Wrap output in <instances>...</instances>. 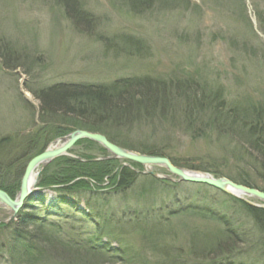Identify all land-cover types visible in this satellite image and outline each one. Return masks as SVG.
Masks as SVG:
<instances>
[{"label":"rangeland","instance_id":"374dc122","mask_svg":"<svg viewBox=\"0 0 264 264\" xmlns=\"http://www.w3.org/2000/svg\"><path fill=\"white\" fill-rule=\"evenodd\" d=\"M135 77L163 81L166 104L157 99L150 118L100 123L96 134L142 155L151 154L141 148L150 149L174 167L252 188L238 182L246 177L263 192L255 173H261L257 164L264 167V150L253 123L264 125V0H0V159L9 161L0 180L9 185L33 157L71 133L39 123L41 103L32 92ZM185 94L200 104L191 106ZM59 158L58 165L56 158L38 168L34 188L42 173L48 183L74 173L76 188L91 192L33 191L19 213L34 223L18 233L0 206V223H9L0 231V264H106L100 255L56 247L48 238L120 252L129 247L134 264H215L203 255H213L228 228L254 243L230 254L231 264H264V239L243 206L262 209L260 200L241 196L246 203L179 182L161 166L116 159L94 142H77ZM120 167L135 175L116 189ZM186 208L193 213H178ZM197 212L215 215L219 225Z\"/></svg>","mask_w":264,"mask_h":264},{"label":"trees","instance_id":"16d2710c","mask_svg":"<svg viewBox=\"0 0 264 264\" xmlns=\"http://www.w3.org/2000/svg\"><path fill=\"white\" fill-rule=\"evenodd\" d=\"M70 6L71 11L75 12L77 10L75 3H72ZM167 89L168 86L163 81L152 79L150 77H135L129 79H119L118 81H115L110 85H55L48 89H42L38 90L37 92H32V94L41 103V115L39 116L38 114L37 119L39 123L42 122L43 124H46L44 126H53V129L58 133L62 130L68 133L74 130H84L90 133H101L102 130L98 129V125L100 123H114L117 121V118L121 117H126L127 119L130 117H134L137 119V116L139 114H145L147 118H150L152 115L151 113H154L153 109L157 105V99L161 100L162 104H166V101H168V98H166L165 96V94H169ZM182 97V99L186 100V102L189 103L191 106L197 105V102H199L200 104L199 100L194 99V95L185 94V96ZM202 100L204 102V99ZM138 118L140 117L138 116ZM258 120H260V116L258 117ZM253 125L255 128V132L253 134H257L261 137L257 141H259V147L264 150V137H262L264 134V125L259 122L253 123ZM79 142L92 143L88 140H82ZM112 143L115 145L118 144L113 141ZM117 146L129 150L124 145L118 144ZM140 150L139 151L143 154H151L150 156H152V154L153 156L154 154H157L147 148H141ZM12 151H15L14 148L12 149ZM33 152L34 151H32L31 153ZM39 152L41 151H38V153ZM260 157L262 160H264V155L262 156L261 154ZM61 160V158L54 160L53 165H58ZM8 165L9 161L5 162L4 160H2V158L0 159V174H3L2 172L7 171L9 169ZM131 166L135 167L136 165L134 166V164H131ZM257 166L258 170H260L262 174L258 171L257 173L260 176L257 173L255 174L258 178L264 181V167L259 166L258 164ZM22 172L23 169H21L18 177L14 179V181L10 182L9 185L7 184V186L5 183L2 182L3 180H0V189L7 193L8 196H10L11 198H13L19 190V182L22 176ZM134 172L135 171L129 169L128 167H120V169L118 170L119 178L118 182H116V189H122V183L125 182V180H128V178L133 177V175H135ZM73 174L74 173H72V175H65L61 177L63 179H69V182L67 183H65L66 180L64 182L63 179L62 181L48 183V180H46L45 178V173H42L41 177H39L38 179L36 188L40 191L41 188L51 187L58 194H77L86 196V193L91 191L89 189L87 190L83 188H76V186L79 185L80 180L72 182L71 178H75ZM242 180L243 181L238 182H241L245 186H251L252 188H255L246 177H243ZM124 187H129V185L125 184ZM259 190H262L264 192V187ZM59 200L60 203L64 205L72 206V202L68 199H65L63 196H59ZM39 201L41 202V200ZM243 206L251 215V219L254 221L256 226L259 227V240L264 239V209L249 207L244 204ZM190 211L191 210H188V208H186V211H181L178 213H193ZM197 213L198 216L203 219L208 217L207 213ZM209 220L219 225L220 219L215 215L210 216ZM13 221L18 224L15 233H18L20 231L24 232L27 228H29V226H31V224L34 223V219H30V216L28 214L26 215L19 213L14 219L10 221V224L0 223V231L3 229H7L8 224H13ZM39 230L40 229H38L36 232L37 235L39 234ZM228 231L229 232H226V237H223V240H221V245H217V247L213 246L214 248L212 251L214 253L209 257L216 258L218 256H229L230 254L235 253V251L238 250L245 251L247 246L250 247V245H253L251 247H254V243H252L253 241H249L244 236L240 237V235H237L234 231H230L229 228ZM29 233V238H32L33 232ZM15 235H17L18 237V234ZM69 239L71 240L72 237H69L67 240ZM55 240L54 238L47 239L48 243L56 247H62L64 249H74L78 252H87L95 255H100V257L102 256V259L104 257L106 264H134L136 261L135 259L129 258L131 252H134L129 247L126 250L123 249V251L120 252V250L118 251L115 249H108L106 244L97 246L87 243L88 245L85 246L83 243L77 241V239L76 242H71L72 244L69 242H67V244H64L61 242V240ZM203 258H206V254L203 255ZM138 264H141V261Z\"/></svg>","mask_w":264,"mask_h":264},{"label":"water","instance_id":"95a60500","mask_svg":"<svg viewBox=\"0 0 264 264\" xmlns=\"http://www.w3.org/2000/svg\"><path fill=\"white\" fill-rule=\"evenodd\" d=\"M81 140H88L98 144L116 159L129 161L144 167L161 166L165 168L166 171L170 173V175L177 178V180L182 183L205 185L243 201H245V199H243L241 196L256 198L263 203L261 207L264 209V192L235 184L225 178H212L208 175L192 173L172 166L169 160L166 158L135 153L109 142L104 136L100 134L76 130L62 139L60 147L56 149H50L49 147L42 153L33 157L27 163L20 180L19 192L15 199H11L7 193L0 190V205L10 214V219L19 213V211L25 206L26 200L29 199L30 195H33V185L35 183V177L38 168L56 158L65 156L67 152ZM147 173L155 178L160 177L153 172ZM245 202L247 203V201Z\"/></svg>","mask_w":264,"mask_h":264},{"label":"bare ground","instance_id":"6f19581e","mask_svg":"<svg viewBox=\"0 0 264 264\" xmlns=\"http://www.w3.org/2000/svg\"><path fill=\"white\" fill-rule=\"evenodd\" d=\"M74 131H76V130H74ZM73 132V131H72ZM60 145H61V143L60 142H57V143H55V144H52L51 146H50V149H56V148H58V147H60ZM34 185H35V183H34ZM34 185H33V187H34ZM36 188H34V190H35ZM29 198H31V195H30V197ZM1 206V205H0ZM205 260H207L209 263L210 262H214V261H216V262H214L215 264H231L232 262L231 261H233V258L232 257H229L228 255L227 256H218V257H216V258H214V257H209V256H206V258H204ZM213 264V263H212Z\"/></svg>","mask_w":264,"mask_h":264}]
</instances>
